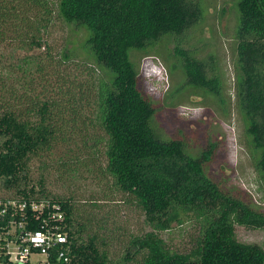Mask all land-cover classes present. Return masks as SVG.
<instances>
[{"label":"trees","instance_id":"obj_1","mask_svg":"<svg viewBox=\"0 0 264 264\" xmlns=\"http://www.w3.org/2000/svg\"><path fill=\"white\" fill-rule=\"evenodd\" d=\"M54 5L67 28L56 63L82 70L72 75L62 71V85L54 95L23 94L17 104L11 98L1 101L0 95V181L5 190L14 191L10 196L58 203L62 220L56 223L67 241L57 248L68 258L60 264H264L263 246L242 242L235 234L236 225L264 229V203L249 202L208 176L205 165L214 143L192 153L183 138L163 136L154 121L153 102L139 86L140 58L158 57L181 70V86L166 93L168 106L192 101L195 94L202 96V104L211 99L222 113L228 103L234 105L264 189V0L235 3L232 100L224 95L219 69L213 68L215 53L206 61L181 47L173 55L169 48L171 38L179 40L190 28L201 31L200 24L209 25L213 1L0 0V39L11 19L28 21L29 40L21 43L33 50L43 47L53 59V45L41 35L52 18L11 17L32 10L42 17ZM212 27L208 31L214 34ZM162 42L164 54L157 49ZM186 88L185 100L170 98ZM75 132L78 147L103 156L98 166L102 174L122 202L141 211L147 227L129 235L117 259L111 251L116 227L106 213L98 217L89 212L102 204L74 205L70 197L51 194L41 179L35 185L29 178L30 158L74 141ZM188 223L197 228L194 244L170 247L161 233Z\"/></svg>","mask_w":264,"mask_h":264},{"label":"rangeland","instance_id":"obj_2","mask_svg":"<svg viewBox=\"0 0 264 264\" xmlns=\"http://www.w3.org/2000/svg\"><path fill=\"white\" fill-rule=\"evenodd\" d=\"M210 1H213L214 6L209 7L208 10L214 18H206V23L209 25L200 24L201 31L199 26L192 27L181 34L179 40L171 38L170 53L177 55L176 48L181 47L206 61H209L210 53H215L216 61L213 68L215 71L219 69L224 83V95L232 100L234 70L231 49L236 22V0ZM27 7L26 3L23 9ZM54 7L55 5L51 14H44L42 17L39 10H32L27 14L20 12L17 17H11L52 18L47 21L48 26L41 35L52 43L53 48L50 52L53 54V59L45 54L43 47L33 50L21 43L22 40H29L30 33L25 24L28 21L23 20L22 23V20L11 19L6 25L4 37L0 39L1 101L11 98V102L15 104L17 96L23 94L38 95L40 98L48 92L54 95L59 85H62V71L72 75L82 70L71 63L67 65L56 63L60 48L64 44L67 28L57 19ZM212 25L214 34L208 31L210 29L208 27ZM157 49L164 54L163 42ZM168 63L167 67V64L158 57L139 60V86L153 102L154 121L159 131L165 137L183 138L186 148L192 153L205 146L208 147L209 143H214L212 158L205 165L208 176L219 181L223 187L230 188L234 193L239 192L249 202L264 203L263 185L249 159L238 110L228 103L227 113H222L211 99L209 103H200V100H203L202 96L196 94L191 95L192 101L185 100L188 88L170 96L172 100H185L184 102L168 106L166 93L171 87L173 90L180 87L182 80V77H179L181 70L179 69V72L178 69L172 68L171 61ZM89 130L92 131V128L90 127ZM76 136L77 132L74 141L66 144L57 143L50 151L40 156H32L28 161L29 178L35 185L37 180L41 179L43 186L51 194L70 197L74 205L79 204L82 207L83 204L92 202L102 204L103 207L98 211L92 208L89 212L95 213L96 216L106 213L110 217L109 224H114L116 227L114 231L116 242L111 247V251L117 259L129 235L141 232L147 227L143 223L141 211L133 205L122 202L108 178L102 174L99 164H103V156L98 152L95 157L92 150L78 147L80 144L77 143L78 136ZM13 193L11 189L5 190L0 181V197L10 196ZM196 231V226L188 223L185 227H174L171 231H164L161 234L170 247L184 249L194 244L193 237ZM235 234L242 242H256L264 248V229L236 225Z\"/></svg>","mask_w":264,"mask_h":264},{"label":"built area","instance_id":"obj_3","mask_svg":"<svg viewBox=\"0 0 264 264\" xmlns=\"http://www.w3.org/2000/svg\"><path fill=\"white\" fill-rule=\"evenodd\" d=\"M45 208L46 213H45ZM62 220L57 202H30L0 197V264H60L68 258L57 244L67 237L56 222Z\"/></svg>","mask_w":264,"mask_h":264}]
</instances>
